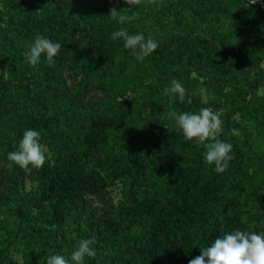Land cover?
<instances>
[{"label": "trees", "instance_id": "16d2710c", "mask_svg": "<svg viewBox=\"0 0 264 264\" xmlns=\"http://www.w3.org/2000/svg\"><path fill=\"white\" fill-rule=\"evenodd\" d=\"M71 1L72 8H63L62 18L52 10V18L42 12V20L36 23L35 9L17 18L12 24L13 40L0 31V51L7 56L0 58V68L8 77L0 78V128H7L0 131V264H17L14 253L22 264H46L56 254L72 264L71 254L84 239L95 241L91 247L96 255L86 256L83 264H189L225 232H264V111L260 105L248 103L239 122L221 116L223 132L218 138L233 145V159L223 173L206 163L204 146L185 140L168 115L198 113L203 107L215 111L220 106L216 84L206 81L200 87L208 89L210 98L208 104L201 103L198 90H193L197 83L189 72L180 71L185 66L219 72L217 84H237L225 76L233 75L229 72L236 59L227 54L231 36L240 28L230 27L221 37L222 19L212 21L224 0H144L139 7L142 19L135 17L125 24L109 12L115 7L131 15L127 6L107 8L101 0H89L90 10L97 12L90 34L99 46L86 40L76 43L74 33L61 27L77 9V0ZM246 5L257 7L258 2ZM258 12L264 23V10ZM200 15L205 20L202 36L198 24L192 23ZM104 20L112 27L105 28ZM147 24L155 28L154 40L162 43L142 62L124 48L123 39L111 38L120 28L147 38ZM40 32L60 43L57 55L71 57L84 74L83 83L98 87L112 103L88 104L78 110L62 79L46 73L45 54L36 67L31 66L35 86L30 92L26 59L17 53L18 44L12 43L21 37L32 45ZM254 33L252 28L242 30L239 44ZM248 46L253 49L254 42ZM174 79L186 89L183 102L164 94ZM79 89L83 92V84ZM126 93L131 94L129 100H117ZM28 129L40 133V141H46L52 155L51 162L39 169L30 166L31 171L7 159L8 153L18 150ZM231 129L240 134L232 135ZM26 181L33 184L29 190H24ZM117 184L119 200L108 207L102 202L108 211L98 219L83 206L78 214L81 194H97Z\"/></svg>", "mask_w": 264, "mask_h": 264}, {"label": "rangeland", "instance_id": "374dc122", "mask_svg": "<svg viewBox=\"0 0 264 264\" xmlns=\"http://www.w3.org/2000/svg\"><path fill=\"white\" fill-rule=\"evenodd\" d=\"M18 1L22 2L23 0H2L0 3V31L4 36H9L12 40V33L15 32L12 25L13 21H17V18L23 17L24 15L27 16L32 14L31 11L33 9H35L33 14L36 18V23H39L42 20V12L44 15L47 14L49 18H52L53 15L51 14V11L55 10V12L60 15V18H62V16L65 14L63 8L66 11L72 8V4L70 3L72 2L71 0H31L33 3H28L26 5H22ZM87 1L89 0H77L75 4L77 7L75 13H72V15L68 17V24H61V27H66V29L71 30L74 33L76 43L78 41L86 40L88 42L87 44L99 46L100 43L98 39L91 37L90 34V32L94 29L93 20L97 15V12L95 10H90ZM101 1L102 3H100L107 8H111L114 5L119 6V4H122V6H127V12H132L131 15L138 18L139 20L142 19L143 15L139 13L142 11V9H140L141 4L129 8V5L125 3V0ZM257 2V7L264 10V0H257ZM141 3H144V0H142ZM246 3H251V0H224L223 5L219 6L220 11L212 17V21L214 23L218 22L220 18L222 19V29L218 32L219 36L221 37L228 33V29L230 27H238L241 29L236 30L231 36L233 39L231 43V51L229 54H227V56L229 55L231 58L236 59L232 68L234 70L229 72L233 73V75L225 76L227 79L231 77L236 79V86L229 84L223 85L222 83L217 84L215 78L219 76V72L211 71L209 68L202 72H198L195 69L189 70V66H185L183 69H180L183 75L189 72L188 77L192 78V80L197 83L193 90H198V88L205 81V84H216L214 90L218 91L219 93L220 106L217 110H215V112H220L221 116H227L230 121L232 120L235 122H239L244 119L243 111L245 110L248 103H257L260 105L261 110L264 111V23L260 20L258 8L256 6L249 7L246 5ZM41 9L43 11H41ZM77 12L81 14L80 17L76 15ZM241 21L242 23H240ZM195 22L192 20L194 25L198 24L199 34L202 36L203 33H200V31L205 27V20L203 16L200 15L199 19L197 18ZM102 24L105 28L106 26L112 27V24H110L108 21L106 22V20H104ZM148 24L147 33H149L150 36L155 39L156 36H154L155 33H153L155 28ZM249 28H252V31H256V33L252 35L253 37L250 40L244 42V45H240L239 40L242 36V30H249ZM42 34L43 33L40 32V35ZM173 40H175V38ZM250 42H254L253 49H250L248 46ZM161 43L162 42L159 41L158 44L160 45ZM12 44L14 46L18 44L20 51L17 53L25 59V54L30 50L31 44L27 43V41L21 37H19V39L15 38ZM4 52L5 51H0L1 59L7 57ZM53 59L54 63L50 64L48 62V64H44L48 68L46 73H49V76L52 78L62 79L64 85L67 87L71 102L78 110L83 111V106L88 104L92 105L96 103H112V101L106 100L104 93L99 91L98 87L90 88L86 81L83 83L82 78L84 74L80 71L77 64L71 57L56 55ZM24 70L26 73L25 76L27 77L28 83L30 84V92H32L33 86H35V84L32 83L31 79L32 67L27 61H25ZM0 78H2L3 81L8 79V77L2 73L1 68ZM168 81L166 80V82ZM82 84L83 92H81L79 89L80 85ZM130 97L131 94L126 93L123 96L117 97V100H129ZM5 130H7L5 126L0 128L2 133ZM39 142L47 148V152L45 153L46 162H51L52 155L49 150V145L46 143V141ZM32 187L33 184L31 182H25L24 190H29ZM2 190L3 186L0 184V193ZM81 197L82 199L78 204V214H80L79 212L82 211L83 206V211L90 212L94 218L98 219L104 213V211H108V209L103 206L102 202L106 203L108 207L109 204L114 205L119 200V185L117 184L112 187L105 188V191H99L97 194L84 192L81 194ZM13 256L17 264H22L18 254L14 253Z\"/></svg>", "mask_w": 264, "mask_h": 264}, {"label": "clouds", "instance_id": "9594fccd", "mask_svg": "<svg viewBox=\"0 0 264 264\" xmlns=\"http://www.w3.org/2000/svg\"><path fill=\"white\" fill-rule=\"evenodd\" d=\"M142 0H125V3L138 6ZM155 3V0H149ZM257 0H251V5ZM109 15L117 19L118 23H131L135 17L126 14L123 10L118 12L115 7L110 9ZM113 40L123 39L124 48L132 51L137 60L143 61L151 55L157 48L158 43L151 36L145 37L143 34L130 35L124 28H120L111 34ZM61 44L53 42L39 34L36 35L30 50L25 54V59L30 66L36 67L42 54L46 55L47 61L54 63V57L58 54ZM164 94L178 96L183 102L186 96V89L178 80H172L171 87L164 90ZM201 103L208 104L210 93L204 87L198 89ZM172 117L178 129L183 133L185 140L195 141L206 149L204 160L209 165H214V170L218 173L225 172L233 159V145L221 141L218 137L223 132V120L221 113L215 112L211 107H203L198 113H168ZM232 135L238 136V129L230 130ZM40 133L28 129L23 133V138L19 142L18 150L8 153L7 159L18 165L25 171L31 168L39 169L46 162L47 148L40 142ZM31 166V168H30ZM94 240H81L79 246L71 254L72 264H83L84 258L95 257L96 252L91 245ZM201 255L190 260L189 264H264V232L235 230L225 232L222 237L215 238L214 242L207 248L201 250ZM46 264H69V260L64 256L56 254L47 258Z\"/></svg>", "mask_w": 264, "mask_h": 264}]
</instances>
